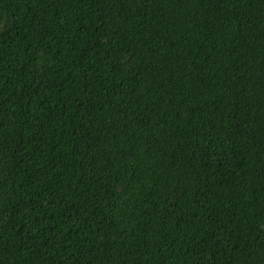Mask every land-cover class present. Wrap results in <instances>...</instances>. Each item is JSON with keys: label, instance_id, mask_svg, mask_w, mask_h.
<instances>
[{"label": "trees", "instance_id": "obj_1", "mask_svg": "<svg viewBox=\"0 0 264 264\" xmlns=\"http://www.w3.org/2000/svg\"><path fill=\"white\" fill-rule=\"evenodd\" d=\"M0 264H264V0H0Z\"/></svg>", "mask_w": 264, "mask_h": 264}]
</instances>
